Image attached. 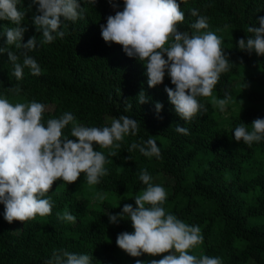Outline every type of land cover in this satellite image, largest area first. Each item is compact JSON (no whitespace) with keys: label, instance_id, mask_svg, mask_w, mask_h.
I'll return each instance as SVG.
<instances>
[{"label":"trees","instance_id":"obj_1","mask_svg":"<svg viewBox=\"0 0 264 264\" xmlns=\"http://www.w3.org/2000/svg\"><path fill=\"white\" fill-rule=\"evenodd\" d=\"M115 2L118 7L109 0H96L95 4L81 0L82 17L75 22L63 21L60 30L65 35L45 44L32 22L37 6L30 7L31 0H19L18 10L26 13L22 43L37 39V47L31 51L7 45L3 28L14 25L0 21V48L14 52L21 64L27 53L41 68V74L33 76L25 67L23 78L17 80L7 51L0 53V98L13 104H43L45 126L49 119H58L66 112L85 127L110 126L107 118L121 115L139 124L135 135L118 142L121 147L115 157L108 155L109 149L94 145V150L110 161L105 164L108 175L101 177L99 184L89 186L84 174L73 184L54 183L47 194L53 205L51 215L9 224L0 203V264H47L54 251L61 249L88 254L93 257L91 264H136L137 259L150 264L161 259L147 254L130 257L116 240L119 234L134 231L131 221L126 217L116 223L109 221V214L120 216L125 204L136 205L107 194L124 197L141 193L146 188L139 179L142 170H147L154 184L161 176L172 181V193L163 205L166 214L201 228L203 243L190 254L219 257L222 264H264V141L249 146L234 139L240 123L251 127L254 120L264 119V56L238 47L240 39L254 37L247 29L259 27L264 0L181 3L185 19L177 25L179 31L189 36L197 34L192 25L198 16L191 14L197 10L209 24L208 29L200 31H212L220 37L225 55L233 64L221 74L213 90V97H231L225 111L211 102L212 97H198L207 111L191 121L181 119L170 103L165 87L175 86L167 74L163 84L150 88L143 64L128 57L122 46L103 40L101 26L106 25L108 16L124 8L123 0ZM12 87L20 88L18 95L8 90ZM141 91L147 98L143 104L137 98ZM156 103L162 104L159 113ZM238 106L237 111L226 114ZM178 125L188 134L177 132ZM70 129L71 125L66 126L64 133L72 138ZM150 137L156 138L159 158L145 157L138 149L129 152L131 144L146 142ZM99 195L105 199H98ZM66 210L76 217L75 222L59 218Z\"/></svg>","mask_w":264,"mask_h":264},{"label":"clouds","instance_id":"obj_2","mask_svg":"<svg viewBox=\"0 0 264 264\" xmlns=\"http://www.w3.org/2000/svg\"><path fill=\"white\" fill-rule=\"evenodd\" d=\"M90 2L95 4L96 0ZM182 2L123 0V11L107 17L106 25L101 26V35L106 43L122 46L128 57L143 64L150 88L163 84L167 74L175 86L174 89L165 87L170 103L181 119L191 121L198 113L207 111L198 97H212L211 102L221 112L225 111L231 97H213V90L221 74L230 70L231 63L221 46V38L212 31H200L208 29L209 24L207 17L199 16L197 10L191 12L198 16L192 25L197 34L189 36L179 31L177 25L185 19L180 7ZM18 3L19 0H0V21H10L14 25L3 28L7 45L31 51L37 47V39L32 37L22 43L27 30L22 26L26 13L18 10ZM109 3L118 7L115 0H109ZM31 5L37 6L32 22L37 32L42 33L45 44L65 35L60 30L63 21L75 22L83 14L81 0H31ZM258 24L259 27H248L247 31L254 37L247 41L240 39L238 47L241 51L264 56V17ZM5 51L7 49L0 48V53ZM7 56L17 80L23 78L25 67L33 76L41 74L39 64L27 53L22 64L14 52L7 51ZM8 90L17 95L20 92L19 87ZM137 98L140 104L147 102L143 91ZM155 108L159 113L162 104L156 103ZM44 111L45 106L36 101L13 104L7 98H0V203L4 205V219L9 224L51 215L53 205L47 194L57 181L73 184L84 174L89 186L99 184L100 178L108 175L105 164L110 161L101 151H95L94 145L109 149L108 155L115 157L116 150L121 147L118 142L127 135H135L139 128L136 120L125 115L113 118L110 126L85 127L71 112L58 119H49L45 126L42 122ZM68 125H71L72 138L64 133ZM176 131L188 134V130L179 125ZM234 139L249 146L264 141V119L254 120L251 127L240 123L234 130ZM136 149L145 157L159 158L161 155L155 137L131 144L129 152ZM139 179L146 188L135 196L136 207L125 204L120 216L109 214L110 223L126 217L134 229L132 233L119 234L117 246L133 258L145 254L162 256L150 264H222L219 257L197 258L190 254L203 243L201 228L166 214L163 205L167 193L162 186L152 182L147 170L139 173ZM97 198L103 200L105 196ZM59 218L67 222L76 220L67 210ZM92 259L88 254L61 249L54 251L47 264H91ZM136 264L145 262L137 259Z\"/></svg>","mask_w":264,"mask_h":264},{"label":"rangeland","instance_id":"obj_3","mask_svg":"<svg viewBox=\"0 0 264 264\" xmlns=\"http://www.w3.org/2000/svg\"><path fill=\"white\" fill-rule=\"evenodd\" d=\"M238 109H239V106L234 108L233 110L232 109L229 110V113L227 112L226 114L229 115L232 111H237ZM226 111H227V109H226ZM107 121H108V123H110V122H112V119L111 118H107ZM156 182H157V184L162 185V187L165 189V191L167 193V196L172 193V188H171L172 181L170 179H168V178H166L164 176H161V177L157 178ZM107 196L109 198L113 197L119 202L130 201V202L135 204V200H134L135 196H133L130 193L126 194L124 197H116V196H113V195H110V194H107ZM94 202H96L95 199L93 200V203ZM19 230H20V227L17 226L16 232H19Z\"/></svg>","mask_w":264,"mask_h":264}]
</instances>
